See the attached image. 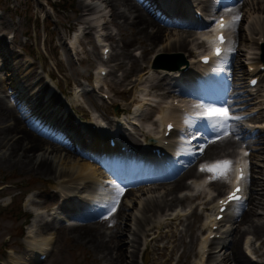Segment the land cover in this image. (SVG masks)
<instances>
[{
    "label": "bare ground",
    "instance_id": "6f19581e",
    "mask_svg": "<svg viewBox=\"0 0 264 264\" xmlns=\"http://www.w3.org/2000/svg\"><path fill=\"white\" fill-rule=\"evenodd\" d=\"M195 1H197L201 5V2L199 0ZM190 2L191 0H170V3L174 6H178L179 4L188 5ZM84 3L85 5L83 6L82 13L85 16L83 15L82 17H80V22L78 25L83 29H94L95 36L98 40L107 41V38H111L112 32H104V29L106 28L105 25H108V23H112V27L114 30V28H118L117 25L121 26V24L119 23V20H121L123 25H128L133 29L130 34L131 37H129V39L121 41L122 38L119 37V52L113 53L111 44V47H109L107 44L102 45V50L104 47L109 48L110 51L108 57H112L113 55L115 57H127V46L130 43H133L130 40L141 44L140 46L143 48V51L140 52L139 57L142 58H146L147 54L154 49L148 45H151L156 41L153 44L154 46H156L160 40L162 41V46L156 50H153L154 53L162 52V54H170L171 52H185L188 53V55H190L191 53H197L198 55L199 52H201V47L199 46L200 42L198 41V36L194 34L192 25L185 26V28H182L180 31H178L175 28V26H179L177 22L175 26H173V28H166L165 24L160 21L156 22L153 19L154 16L151 15V12L149 10L146 12L143 11L138 1L84 0ZM236 3L237 5L233 6V10L230 11L231 14L236 13L234 14V16H237V14L238 16L240 15V9L242 6H244L247 10H245V12H243L242 10L241 12L242 20L244 21L242 27L239 21L233 24V26L231 25L232 28H235V30L237 31V35L240 38V46L238 47L236 54L233 56V59L237 64L235 65V68L244 69L245 64L248 63V72H254L256 75H258L259 71L257 69V66H253L254 62L252 61H254L253 59L257 51V46L259 45L258 43L262 39H264V15H262L264 13V0H236ZM115 5H120L121 7H123V10L115 13L113 19H109L111 9H108V7L110 6L113 9ZM111 14H113V12H111ZM121 15L123 16V19H121ZM229 18L230 17H226V20L231 23ZM116 19H118V21H116ZM167 22H169L170 24L175 23L169 20ZM149 27L151 28L148 29ZM164 31L166 32L164 33ZM118 35L121 36L120 34ZM5 52L10 55V52ZM241 52H243V54H241ZM0 54L4 55V58H7L9 56L3 53ZM100 54L101 58L103 59L102 53ZM240 56H242L243 59H241ZM185 60L186 62L181 63L179 66H176L177 64L160 65L152 62L150 65H148V67H146V69L141 68L139 64L134 63L132 68L130 69L131 71H124V73H122V77L123 79H125L129 77L130 73H132L133 71H137L136 78L131 82V89L134 92L132 102L135 98H137L138 95H141L140 99H145V102H137V106L133 107L128 113L121 115L115 114L107 121L101 113L96 114V112V115L94 114L95 116L92 117L93 119L89 120L87 123L76 125L72 121L69 114L66 115L65 112H63L60 116H58L57 114L59 113L56 109L49 110L50 108L47 107V105L45 106L44 102L41 104L37 103L36 106H38L39 108L43 107V110H36L37 112H33L35 116L31 119L30 124H33L36 121L37 123L42 124L44 127H46V131L42 133L41 138L34 135L31 129L26 127V124H23V126L21 125V119L22 117H25V113L34 111V108H32L27 102H30L31 97H34L36 95V91L33 92L32 95H28L30 89H27L28 85L22 82L27 81V79L31 75L30 72L24 70L23 65L26 64V61H28L26 59L24 62H22L21 66H18L16 68V72L14 71L11 74V83L15 88H19L21 90L20 92L15 91L13 94H11L12 90L11 92L9 89L7 90V85L0 81V91L3 93L8 92V94H5V97L7 98V96H9V98L7 99L11 100L13 96H16L18 99L15 100L14 104L12 105H9L5 102L2 103L3 105L0 104V119L6 121L5 124L9 122L5 125V130L9 131V133L11 134L10 139L13 140L10 141L12 143L8 142L10 144V150H16V154H18V157L13 159V161H15L16 159L29 161V163L24 166L28 167L31 171H35V169L38 168V170H36L35 172L40 173L47 178H60L63 176H67V174L74 175L72 180L63 179V181L53 185V187L56 188V190H58L60 193H64L65 197L63 203L66 205H72L76 200L75 197H77L78 194L82 193H86L88 195V198H91V204L98 202V200L104 203L103 200L108 195L106 189H109L108 186L105 185L106 180L110 179L113 181V178L106 175V170L103 168L105 167L104 165H102L103 167H101L91 161V159L95 158L96 155L101 151H94L93 149L99 147L108 148V146L105 145V140H108L109 136H113L114 134H116L118 135L119 140V143L116 146L117 149H120V146L123 145V142L130 143L131 146L135 149H137V144H139V147L143 146L145 149L141 151V155L146 159V156L148 157V153L146 150L149 149L150 146L157 145L159 147L165 148L166 155L164 160H167L166 156L168 153H170V147L173 146L174 132L185 130V127L181 122V116L179 113H177L178 105H175L173 103V99L176 98V96H174L170 101H167V97L173 95V90H176L175 87L181 84H176L174 85V87L173 77L176 78V76L179 74L181 75L179 79H181L182 82H187L188 78L191 76V72H193V70L195 69V63L193 62V59L189 58ZM256 62H260L259 58H257ZM259 65L260 64H258V66ZM100 67L101 69H107V67ZM185 68L186 70H184ZM30 71H32V69ZM179 71H181V73H179ZM109 74H111V72H108L105 77ZM259 76H261V74H259ZM157 77H159V79H157ZM149 80L150 82L147 83ZM238 81H240V78L238 79ZM100 83H103V80L102 77L97 73L94 79L95 85L92 87L93 90H95V88L98 89ZM189 85L191 84L189 83ZM38 86H42V83H39ZM243 88L239 90L242 94L241 97L244 100V103L251 105V102L255 97H251V93L247 89ZM235 89L236 87L234 88L233 85V87H231L230 93H227V97H231V99L227 101L228 105L231 104L230 101L240 96V93H237ZM155 91H157L158 93H156ZM188 92H193V88L191 87ZM45 93L46 91L44 92V94ZM49 95L50 92H47L46 96ZM148 95H152L154 97V106H151V109L155 110H153L151 114H149L144 107L145 105L148 106L152 101V98L148 97ZM143 96H145L146 98H143ZM260 96H263L264 99V94ZM37 98L38 96L36 97V99ZM36 99L34 98L33 100ZM18 101H20L21 103L26 102L28 109L26 110V107L19 108L21 104L18 105ZM77 102V95L76 93H74L72 96H70L69 103L71 106L79 105ZM180 102L185 104L187 107L193 105V102L186 98H181ZM244 103L241 104L244 105ZM185 105L184 108L186 109L187 107ZM261 105H264V102ZM62 107L63 106H60V109ZM82 107H84V105H82ZM247 107H249V105ZM254 108L255 107H251L248 110H253ZM113 109H116L115 106ZM55 111L57 112L56 114ZM60 111H62V109ZM45 112L49 114L48 118H46ZM148 118H151L150 123H143L140 124V126L137 125L139 119ZM254 119L255 121H253L254 123L250 126V128L251 130H256V135L253 139L249 140H254L255 142L257 141L256 147L261 145L260 147H257V149H262V151L264 152V119L261 115L254 116ZM172 120L173 130H171L169 134L171 135V138H168L169 136L164 137V126L167 122H171ZM121 125H127L132 129L133 127H135L138 131V134L141 136V140L136 139L133 141H129L128 135L125 133V130L128 129V127H126L125 129H121ZM83 126H91V129L84 130ZM59 130L61 131L60 133L57 132ZM35 131L40 133L39 129H35ZM52 131L58 134L56 136H53V134H51ZM257 131L263 132V134L259 135ZM0 133L2 132L0 131ZM228 133L229 135L227 136H222L210 140L215 142L204 143L202 146L203 151L199 152L198 159L202 160L207 157L215 158V155L217 153L228 152L230 147L240 142L241 135L237 133V130L233 124ZM243 133H245V131ZM247 133L245 134L247 135ZM86 134L87 136L90 135L89 141H87L88 138ZM19 137L23 139L18 142ZM134 138L136 137L134 136L133 139ZM176 139H180V137L176 136ZM86 142L89 146L87 148V151L86 149H84V144ZM256 147L254 148V150H256ZM244 148L247 147L245 146ZM36 151H38V153H36ZM132 151V155H136V157L142 158V156H139L137 151ZM259 154L262 155L263 153ZM30 155L33 156L30 157ZM250 155H252V157L254 156L253 158H257L258 156H260L257 152L254 153L253 151ZM7 157L12 158L11 156ZM7 157L6 152H4L2 155L3 162L10 161ZM252 163L256 164V162ZM60 164H62L63 166H61ZM188 168L189 165H187L185 170H188ZM253 172L254 171L251 170L250 175L252 174V177ZM187 173L195 176L194 171L191 170V168ZM206 175L208 176V173H206ZM184 176L185 174L167 175L166 177L159 175L154 179V182L129 187L125 186L126 184L122 183L115 190L116 193L112 192L113 196H116V198L118 199L121 198L119 210L122 208V211L119 212L118 210L115 215H113V213L109 215L108 213V216H104L103 214L97 215L96 213H84L76 215L73 214V219H68L77 220L75 222L78 223H72L62 226L61 230H70L72 234H76L79 232H88L89 236L85 238L89 240L90 244L93 247L104 254L103 257L108 256L106 257L109 260L108 264H123V262L125 261L126 263L133 264L137 261L138 251L140 249L138 246L140 245V239H143L148 231L154 232L155 229H158L162 225H168V219L180 218V216L183 215L182 210L174 208L178 207V205H181L182 203H188V201H190L192 196L195 194L188 192L191 188L186 186V184L184 183ZM124 183H127L128 185L129 181ZM250 183L259 187V189L254 191L251 187H248L249 190L247 200L248 204H252V207L246 208L247 210L242 212L239 220V224L244 223L246 226L241 229L236 220L237 225L234 229L231 230V233L235 235H238L237 233L243 230L242 234L244 233V235L242 236V240H244V248L241 246V244L238 246V241L236 238L232 241H226L227 239L223 238L220 242H218V246L215 249H212L210 246L214 242L211 241L209 237L212 234L220 233L219 231H213L211 229L214 224L212 223V220L215 218L218 208V206L213 203V192L217 191L218 193H220L222 191V188L227 186V184L222 178H220L213 181V187L211 188L206 181L205 187L208 189V191L206 194L207 200L205 201V204H207V207L210 206L209 208H214L215 212H213V214L211 215H209L208 212L205 213V222L202 225L203 228L201 235L199 233H193L192 231H190L193 225L192 221L189 218V223L186 219V223L188 224L184 229V231H187L189 233L188 235L190 236V239L187 242V246L189 247L188 251L191 250V252L193 251V254H195L196 252V254L198 255V258H196L195 261L196 264H207L206 262L208 259L213 258L216 252L223 251L224 248H226V250L229 249L232 253L231 260H227V255H225L226 250L222 252V254L219 256V259L224 263L230 261L233 264H245L248 262V259H250L249 257H246L249 252L259 258L264 255V251H261L258 246L253 245L252 240V237H254L256 234H259L258 232L264 229V221L255 222L252 218V215L255 214L253 211L254 205H260L264 208V194L259 193V191L264 187V181L262 182L259 179L255 180L253 178L252 180H250ZM201 184H199L196 180L194 183L195 189L199 190L201 188ZM121 189L123 190L122 193H120ZM177 189H180V191H187V195H185L184 197L174 195L177 192ZM75 192H78L74 195L75 197H68ZM136 193H138V196L136 199V205H134L133 207L134 210L132 215L135 214L133 217L137 226L133 230H130L125 226L127 225V221L131 213L126 214L124 210H127L130 207V205L128 206V202L131 201V196L136 195ZM144 198L147 199L146 202H144ZM218 198L219 197H217L216 200ZM116 201L117 199L112 205H114ZM141 206L142 212L140 214ZM76 210H81V208L78 207L76 208ZM168 210H172V213H168ZM148 212L150 213L149 215H147ZM168 214L169 216H167ZM233 215L234 210L229 211V216ZM229 216H223L222 220H225V218L227 217L228 220L226 222L231 221L229 219ZM257 219L258 218H256V220ZM44 224L45 225L42 230H46L47 226L51 225V223H48L47 221ZM221 226L225 227L226 225L223 224ZM101 228H104L109 232L108 234H106L107 236H109L108 239H104V236L102 237L101 232L103 231H101ZM120 228H123V231L127 230L128 232H131L132 235L129 240L132 249L128 254H125L124 256V252L121 251L123 239L119 237V232H121L119 231ZM227 229L228 227L224 230ZM30 234L31 229L28 233V237H30ZM48 235H50V233ZM229 235L231 234L229 233ZM152 240H156V237L153 236L149 241L143 240V245H146L147 250ZM41 241L42 247L40 248V250H47L50 242L49 236H45L41 239ZM196 244H199L198 250H196L195 248ZM90 248L92 247L90 246ZM124 257L126 258L124 259ZM217 264H219V262Z\"/></svg>",
    "mask_w": 264,
    "mask_h": 264
},
{
    "label": "rangeland",
    "instance_id": "374dc122",
    "mask_svg": "<svg viewBox=\"0 0 264 264\" xmlns=\"http://www.w3.org/2000/svg\"><path fill=\"white\" fill-rule=\"evenodd\" d=\"M84 5V0H0V53L9 55L5 51L10 52L7 58H4V55L0 54V81L7 85V90L9 89L10 92L12 90L11 94L15 91L20 92L21 90L19 88H15L14 85H12L11 74L14 71L16 72V68L21 66L22 62L27 59L28 63L26 61V64L23 66L24 70L30 72L31 75L27 81L22 82L28 85L27 89H30L28 95H32L33 92L36 91V95L31 97L30 102H27L34 108V112L36 110L42 111L43 107L39 108L36 105L37 103L41 104L44 102L45 106L47 105V107L50 108L49 110L56 109L59 113L57 114L58 116L64 111L71 116V119L76 117L81 120H87L90 119L87 118L88 115L91 117L93 112H97L96 114L101 113L105 119L108 120L116 114V112H127L132 104L130 101L132 100L134 92L131 89V82L136 78L137 71H133L130 73L129 77L125 79H123L122 73L126 70H130L134 63L146 69L148 65L155 62L158 53H154L153 50L162 46L161 40L156 46L153 45L156 41L148 45L154 49L147 54L146 58L139 57L138 51H143V48L140 46L141 44L130 40L133 43L127 46V57H115L113 55L103 61L104 66L107 67L108 72H111V74L106 77L105 75L103 76V83L99 84V89L95 90V92L92 90L80 91L79 96V93H77L75 89H84L86 88V84L89 85L92 83L98 72V66L102 64L100 60L101 45L94 42V29H83L78 25L80 17L83 16L82 9ZM109 7L108 9H111L109 15L110 19H113L115 13L123 10V7L120 5H115L113 9ZM227 10L232 11L233 5L229 6ZM242 10L245 12L247 9L242 6L240 9V16L242 15ZM111 12H113V14H111ZM262 15H264V13ZM121 19H123L122 15ZM154 20L159 22L158 19ZM116 21H118V19H116ZM119 21L121 26L117 25L118 28H114L113 30L111 23L109 28L104 29L105 33L112 32V37L108 39L107 42L111 44L113 53L119 52V37L122 38L121 41L129 39L133 30L128 25H123L121 20ZM240 24L242 27L244 21L241 20ZM150 28L151 27L148 29ZM77 29L82 32V36L77 40L80 47L77 46V41L72 39L73 34L80 33L76 31ZM181 29L182 28H177L176 30L180 31ZM165 32L166 31H164V33ZM71 45H73L75 53H73V50L70 51ZM257 51L261 52V49H257ZM134 54L138 55L134 56ZM185 56H187V54ZM257 57L258 54H255L254 58L256 59ZM240 58L243 59L242 56H240ZM167 60V58L157 59V64ZM254 66H257V64ZM29 69H32V71ZM244 69L241 68L239 70L244 71ZM235 73V78L237 75L242 74L238 72V68H235ZM262 75H264V72H262ZM46 80L48 81L47 83L44 82ZM242 82L245 84V76ZM39 83L43 85L38 86ZM232 83L234 87L235 85L238 87V84H240L239 81L236 80H233ZM258 84L259 86H257V88L261 89L258 93L262 95L264 94V79L262 80L260 77ZM49 86H51V89ZM87 88H89V86H87ZM45 91L46 93L47 91L50 92V95L46 96V93L44 94ZM236 91H238V89ZM74 93H76L78 99L77 103L81 107L79 105L70 106L69 99ZM5 94H8V92L3 93L0 91L1 105H3L2 103L4 102L12 105L15 100H18L16 96H13V98L9 100L7 99L9 96L6 98ZM102 95L106 97L103 98ZM37 96L38 98L36 99ZM34 98L36 100H33ZM260 101L264 102L263 97L260 98ZM260 101L252 100V102H256L255 104L260 108L259 115L264 119V105H261ZM252 102L249 107L254 106ZM17 104H21L19 108L24 107L20 101H18ZM82 105H84V107H82ZM60 106H63L61 108L62 111H60ZM114 106L116 108L115 110L113 109ZM237 106H240V104ZM47 112H45V115L48 114ZM56 113L55 111V114ZM257 115L258 113L255 116ZM34 116L35 114L33 117ZM33 117L26 112L25 117L21 119L22 122L20 121L21 125L23 126V124H26V127L30 128L34 135L42 138V133L46 131V127L38 124L36 121L30 124ZM46 118H48V116H46ZM5 122L6 121L0 119V131L2 132L0 133V264H108L109 260L106 258L108 256L103 257L104 254L93 247L89 240L85 238L89 236L88 232L72 234L70 230H61V227L71 223V220L63 221L64 219L61 220V218H59L64 215L60 213L61 209H65L64 203L60 202V200H64L65 196L64 193H60L59 191L56 192V188H54L53 185L63 181V179L72 180L74 175L67 174V176L60 178H47L35 172L38 168L35 169V171H31L28 167L24 166L27 165L29 161H23L21 159L13 161V159L18 157V154H16V150H10L9 143H12L10 141L13 140L10 139L11 134L9 131L5 130V125L9 122L6 124ZM87 128L91 129L89 126H87ZM235 128L237 131L239 130L238 127ZM35 129H39L40 133L36 132ZM51 134L56 136L58 133L52 131ZM245 136L247 137L248 135ZM21 139L23 138L19 137L18 142L21 141ZM237 144L230 147L229 150H234ZM260 146L261 145L258 147ZM4 152H6V157H12H7L10 161L3 162L2 155ZM253 152H257L258 155H260L259 153L263 154L252 159L256 164L252 163V170L254 172L251 180L254 178L255 180L259 179L263 182L264 152L262 149L258 150L257 147ZM36 153H38V151H36ZM223 153L225 152L217 153L215 156H220ZM32 156L33 155H30V157ZM60 165L63 166L62 164ZM250 186L254 191L259 189V187L252 183H250ZM222 193L223 191L219 193V195ZM259 193L264 194V187ZM137 196L138 193L131 196L132 199L128 202V206L130 205V207L124 210L126 214L131 213L127 225L125 226L130 230H133L137 226L133 217L135 214L132 215ZM146 200L147 199L144 198V202H146ZM193 203V200H190L181 207H186L188 205L192 206ZM58 205L59 209L53 221H48L49 212L46 213L47 216L40 214L34 216V212L37 210H55ZM193 205H195V203ZM142 206L140 207V214L142 212ZM248 207H252V204H248L246 208ZM67 211L74 214L72 210L67 209ZM120 211H122V208L119 212ZM204 211H207L209 215L213 212L209 210V207L205 208V206L201 211L195 205L191 214L188 215L193 225L190 231L193 233L202 234V224L205 218ZM253 211L255 214L252 215V218L255 222L264 221L263 207L254 205ZM149 214L148 212L147 215ZM188 218L185 216L180 222L172 221L171 225L167 227L161 226L155 229L154 232L148 231L144 238L140 239L137 261L133 264H194L198 255L196 252L193 254V251H188L189 247L187 246V242L190 236L187 231H184L186 225L189 223ZM256 218L258 219L256 220ZM186 219L188 223H186ZM33 220L36 222V225L30 237H28L30 221ZM239 220L240 216L237 218V223L242 229L246 225L244 223L239 224ZM46 221L51 223V225L47 226L46 230H42ZM101 231H103L101 232L102 237L104 236V239H108L109 236L106 234L109 232L104 228H101ZM119 231H121L119 232V237L123 239L121 251L124 252V256L132 249L129 242L132 235L131 232L127 230L123 231V228H120ZM242 231L243 230L237 233L238 235L231 233V235L227 236L226 241H232L236 238L239 246L241 238L244 235ZM49 233L50 235H48ZM258 233L259 234L255 235L257 238L254 237L253 245L257 242L260 250L264 251V229ZM45 236H49L50 242L47 251L41 252V239ZM153 236L156 237V240L150 242L148 250L145 249L143 245L144 241H149ZM242 243L241 241V246ZM90 246L92 248H90ZM211 247H214V245ZM195 248L198 250L199 244H196ZM224 250H226V248H224L223 251ZM223 251H220L216 256L211 258L210 261H207V263L214 264L216 258L220 256ZM226 251L225 255H227V260H231V251L229 249ZM39 252L45 253V257L42 258V260L38 259L39 255H41ZM249 255L250 256L246 255V257L250 258L248 259L249 263L247 262L245 264H264V255L260 258L252 253H249ZM125 258L126 257H124V259ZM123 264L129 263L125 261ZM224 264L233 263L229 261Z\"/></svg>",
    "mask_w": 264,
    "mask_h": 264
},
{
    "label": "snow or ice",
    "instance_id": "6c2138e0",
    "mask_svg": "<svg viewBox=\"0 0 264 264\" xmlns=\"http://www.w3.org/2000/svg\"><path fill=\"white\" fill-rule=\"evenodd\" d=\"M240 17L234 16L230 24H226L223 19L218 21L219 27L221 29H224L226 27H230L232 24H235ZM213 45H216L214 48L216 55H220L221 49L218 46L219 44L224 43V37L219 36L216 37L213 41H211ZM197 108L202 109V112L200 113L199 118L202 120H205L207 122H210L211 126L215 128L217 125L221 126L224 129V136L229 135L227 128L229 127L228 122L234 119H239L238 117H233L230 115L229 111L225 107H204L202 105H198ZM219 138V137H218ZM209 142H215V141H209ZM201 151H203V148H201ZM246 155V153H245ZM232 161L229 160H222V161H216L215 163L209 165V166H202V171H209L214 173L215 178L220 179L226 175V173L230 170ZM237 179H243V170H240V174L237 177ZM122 189L120 190V193H122ZM240 191L239 187L236 188L235 192L229 195L228 200L231 201L233 199L239 200L240 197L236 195ZM118 203V201H117ZM223 204L224 201H221ZM112 211H115V208H112Z\"/></svg>",
    "mask_w": 264,
    "mask_h": 264
}]
</instances>
